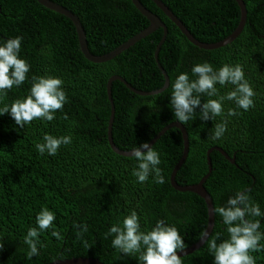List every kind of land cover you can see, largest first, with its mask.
<instances>
[{"label": "trees", "instance_id": "1", "mask_svg": "<svg viewBox=\"0 0 264 264\" xmlns=\"http://www.w3.org/2000/svg\"><path fill=\"white\" fill-rule=\"evenodd\" d=\"M51 1L77 16L93 55L110 52L149 24L131 0ZM139 1L167 28L157 59L167 74L168 86L155 94L138 95L121 81L112 82L111 135L119 149L128 151L149 142L164 126L177 121L170 85L180 73L196 79L191 72L195 64L207 62L214 70L239 64L255 92L254 104L247 111L225 99L222 115L214 120H202L197 108L186 124L180 122L187 132L188 150L175 173L178 185L197 183L208 173L210 148H220L234 160L230 162L216 149L209 153L211 170L203 186L212 200L213 226L199 248L181 256L182 264H214L207 242L217 236V243L228 238L227 225L215 209L243 191L264 214V0H243L246 18L241 32L213 49L193 45L151 0ZM160 1L203 43L222 40L239 20L235 0ZM17 36L22 37L19 57L30 70L22 85H14L6 95L0 93V108L29 95L33 76L60 78L67 101L62 110L53 113L52 121L34 119L23 128L10 114L0 115V264H47L76 257L96 258L103 264H140V253H121L112 246L114 236L109 234L111 226L122 224L133 210L141 231H151L157 221L164 220L178 229L185 248L197 242L208 223L205 202L170 183L183 151L180 131L171 127L152 144L160 155L163 184L155 182L154 173L139 182L133 175L138 161L116 154L106 135L110 117L106 83L111 76H121L141 91L162 87L164 77L154 53L163 30L156 29L108 61L93 63L81 53L69 18L36 0H0V46ZM215 87L217 95H202V104L235 89L232 84L217 83ZM229 109L237 115L229 116ZM225 120L224 135L210 139L215 124ZM45 134L71 136V143L62 144L54 156L40 154L36 144L44 143ZM45 207L54 213L55 220L51 228L39 231L36 217ZM247 218L259 221V231L264 234V215ZM33 227L39 232L34 238L39 255L29 259V246L24 241ZM53 231L61 238L53 236ZM249 254L255 264H264V238L259 250Z\"/></svg>", "mask_w": 264, "mask_h": 264}, {"label": "clouds", "instance_id": "2", "mask_svg": "<svg viewBox=\"0 0 264 264\" xmlns=\"http://www.w3.org/2000/svg\"><path fill=\"white\" fill-rule=\"evenodd\" d=\"M22 37L10 38L0 46V93L11 89L14 85L20 86L24 83L30 70L26 60L19 57ZM191 72L197 78L190 80L187 73H180L171 83V107L174 111V118L186 124L196 109H200V118L204 121L214 120L222 115V101L227 99L235 101L239 108L249 110L254 102L255 95L253 88L244 78V71L241 65H223L214 70L210 63L195 64ZM232 84L235 89L228 92L220 99H207L201 103V96L214 97L217 95L215 85ZM63 81L54 76H33L30 94L23 99L15 100L9 107L5 105L0 108V115L10 114L15 123L23 128L34 119H45L52 121L53 113L62 110L67 101L65 91L62 89ZM229 116L237 115L236 111L229 109ZM66 118V117H65ZM227 121L215 124L210 134V139L217 140L226 132ZM44 143H37L36 148L40 154L47 152L49 155H56L60 146L71 143V136L55 137L45 134ZM131 155L138 161L133 175L139 182L147 181L150 174H155V182L165 183L162 169L158 167L161 163L159 153L153 146L145 141L131 150ZM216 213L223 218L227 225L228 238L217 243L219 237L208 241L209 253L214 256V264H255V258L250 252L258 251L260 240L264 234L259 231L260 222L248 219V216H261L258 204L251 202L246 192L237 191L234 196L228 198L224 206L217 207ZM55 215L47 207L43 208L36 217L39 231L52 227ZM76 227H81L76 225ZM139 217L133 210L127 215L122 224H114L109 229L113 235L112 246L125 255L140 253V264H182L178 250L185 249V242L175 226L167 225L164 220L157 221L151 231L140 230ZM37 227L30 228L25 237V243L29 246L28 258L39 255ZM87 227L83 226V231ZM52 235L60 239V233L53 231ZM207 232H205V236ZM3 244H0V249Z\"/></svg>", "mask_w": 264, "mask_h": 264}, {"label": "water", "instance_id": "3", "mask_svg": "<svg viewBox=\"0 0 264 264\" xmlns=\"http://www.w3.org/2000/svg\"><path fill=\"white\" fill-rule=\"evenodd\" d=\"M36 1L40 5L46 7L50 10H53L55 12H58V13L66 16L67 18L70 19V21L73 23L74 28L76 30L78 44H79V48H80L81 53L83 54V56L87 60H89L90 62H93V63H101V62L108 61V60L112 59L113 57H115L116 55H118L119 53H121L123 50L129 48L131 45H133L137 41L145 38L150 33L154 32L156 29L161 28L163 30V36H162L160 42L158 43V45L155 49V53H154L158 68L162 71V74L164 77V83H163L162 87H160L159 89H156V90H151V91L137 90L134 87L130 86L129 83H127L121 76H118V75L111 76L107 80V83H106L107 97H108V100L110 102V117L108 120L107 132H106L108 143L110 145V148L116 154H119L122 156H132L131 150L125 151V150L119 149L114 144V142L112 140L111 126H112L113 115H114V105H113V102L111 99V84L114 80H119L130 91H132L138 95L155 94V93L162 91L164 88H166L168 86L167 74L164 71L163 67L158 63V59H157L158 48H159L160 44L163 42L164 37H165L166 32H167V28H166L165 24L160 20V18L157 15H155L154 13H152L148 9H146L139 0H131L134 7L148 20L149 24L147 25V27L144 28L143 30H141L140 32H138L137 34H135L134 36H132L131 38H129L128 40H126L124 43L120 44L119 46H117L116 48L111 50L110 52L102 54V55H93L88 50L84 29L82 28L81 23H80V21L76 15H74L70 10L66 9L65 7H63L57 3H54L51 0H36ZM151 1L160 9V11L172 23H174V25L181 31V33L187 38V40L190 43H192L193 45H195L199 48H203V49L218 48L220 46H223V45L229 43L241 32L243 25L245 23L246 8H245L244 1L243 0H235L238 7H239V20H238V23H237L236 27L234 28V30L228 36H226L225 38H223L220 41L213 42V43H203V42L197 40L190 33V31L185 27V25L182 23V21L180 19H178L171 12V10L166 5H164L160 0H151ZM171 127H175L180 131L181 136H182V141H183V151H182V156H181L179 162L174 166V168L171 172L170 183H171L172 187L176 190L193 192V193L197 194L199 197H201L205 202V205L207 208V215H208V223H207V227L205 229V232H207V235L205 236V232H204L203 235L199 238V240L197 242H195L191 246L186 247L184 250L177 251V254L180 255V257H181V256L187 255L189 253H192L194 250L199 248L206 241L208 235L211 232L212 226H213L214 212H213L212 200H211L209 194L207 193V191L205 190V188L203 186V183H204L205 179L207 178V176L209 175V172L211 170L210 169L209 153L211 152L212 149H216L223 156H225L227 159H229L230 162L233 163L234 160L232 158H230L229 156H227V154L222 149L217 148V147L210 148L207 151V163L209 166L208 173L205 174L197 183L190 184V185H178L174 179L175 173L178 170V168L180 167V165L183 163V161L187 155V150H188V137H187V132H186L184 126L178 121L169 123L168 125L164 126L149 141V143L152 145L167 129H169ZM47 264H103V263L101 261H99L98 259L92 258V257H76V258H71V259H66V260H55V261H52V262L47 263Z\"/></svg>", "mask_w": 264, "mask_h": 264}]
</instances>
